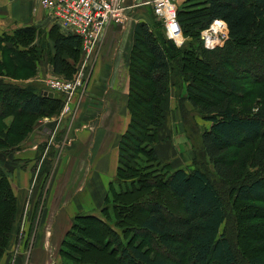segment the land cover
I'll use <instances>...</instances> for the list:
<instances>
[{
    "label": "trees",
    "instance_id": "1",
    "mask_svg": "<svg viewBox=\"0 0 264 264\" xmlns=\"http://www.w3.org/2000/svg\"><path fill=\"white\" fill-rule=\"evenodd\" d=\"M203 1L204 6L195 12L178 7L177 18L185 36L200 38L211 23L223 20L229 29V42L264 45V0ZM33 32V28L21 30L11 40L25 42L24 34ZM62 34L55 38L57 52L51 64L56 73L71 79L66 75L69 63L62 52L72 58L73 51L82 53V43L78 36ZM193 48L191 44L190 49L178 48L157 22L136 26L131 123L119 145L118 173L99 216L86 214L75 219L60 249V264H239L224 228L228 220L225 201L214 181L199 167L198 156L208 160L217 178L233 185L241 234L255 228L264 230V88L257 112L246 115L234 110L229 96L219 94L215 100H202L195 91L197 79L201 82L199 77L205 76L202 82L213 77L223 84L229 79L219 74L220 67L202 75L201 65L205 68L209 62ZM173 74L178 83H188L189 93L199 97L200 101L189 98V102L211 123L201 135L200 149L194 150V170H173L160 162L155 150L165 120L162 102L171 88ZM48 99L59 101L49 94L5 87L0 82V109L7 108V114L0 113L2 121L12 117V110L42 115L48 111ZM9 137L13 136L5 140ZM1 138L0 147L5 150L8 146ZM0 197L1 258L22 217L11 180L2 168ZM245 223H249L247 227ZM256 243L262 251H254L248 264H264V240Z\"/></svg>",
    "mask_w": 264,
    "mask_h": 264
},
{
    "label": "crops",
    "instance_id": "2",
    "mask_svg": "<svg viewBox=\"0 0 264 264\" xmlns=\"http://www.w3.org/2000/svg\"><path fill=\"white\" fill-rule=\"evenodd\" d=\"M151 1L129 0L131 10L126 23L109 25L94 56L90 75H87V98L79 107L78 119H82L80 126H84L80 130L76 129L74 134L69 133V127L64 136H60L62 141L54 146L60 148L57 157L55 155L54 158L36 160L41 139L52 137L55 129L60 128L56 126L50 135L45 129H40V126L39 134L35 135L32 143L15 153L13 164L9 157L5 160L4 163L9 164L6 167L9 168L12 164L10 169L16 172L9 178L11 183L14 180L22 216L25 214L24 210L27 215H24L21 233L19 234L17 227L14 229L7 252L0 258V264H39L41 254V264H48L46 243L52 242L54 238L59 242L56 253L59 257L55 259L57 263H54L58 264V259L61 260L60 249L77 216L101 213L118 173L119 145L131 123L129 100L136 26L141 23L151 24L150 16L154 11L147 4ZM55 27L61 33H67L39 5L38 0H0V39L7 34L14 36L27 28H33L37 32L44 30L49 34ZM64 59L69 61L65 57ZM50 67L49 65L48 68ZM181 84L187 89L188 83L183 81ZM179 86L173 74L171 88L162 102L165 120L158 132L159 143L155 150L160 162L169 164L173 170H194L196 155L189 146L183 112L178 106L177 92L181 91ZM73 145L79 148L70 152ZM65 150L69 154L63 159ZM80 158L82 164H78ZM67 161V169L84 166L88 169V174L84 187L78 188L69 201L62 203V213L55 214L54 201L58 199L55 191L63 179V176L59 178L60 164Z\"/></svg>",
    "mask_w": 264,
    "mask_h": 264
},
{
    "label": "rangeland",
    "instance_id": "3",
    "mask_svg": "<svg viewBox=\"0 0 264 264\" xmlns=\"http://www.w3.org/2000/svg\"><path fill=\"white\" fill-rule=\"evenodd\" d=\"M178 1L179 8H185L187 10H192L193 12L204 6L203 0ZM185 6H187V8ZM49 16L51 15L49 14ZM150 20L151 24H156L157 22L159 26L162 27L163 25V22L154 14L150 16ZM59 30V28L55 27L49 32V34L44 30H40L39 32L34 30L32 35L25 33V42L22 43L19 42L17 38L11 40L14 36L8 34L0 39V82H3L5 87L11 85L23 88L26 92L36 91L44 94L53 93L54 99L59 100L57 103L51 101L52 99H48V111L42 115L30 116L20 114L16 110H12V117L6 121H2L3 117L0 116L1 141L8 146L5 150L0 147V169L2 168L8 177L16 174L14 170L10 169L12 164L15 162V153L17 151H21V148L25 145L32 143L31 141L35 139V135L39 134L38 127L42 126L45 122L56 121L58 123L57 127L60 128L55 129V136H53V134L52 137L48 136L46 139H41L39 143L41 146L37 152L36 160L44 159L45 157H47V159L48 157L54 158L55 155L57 157V151L60 150V148H55L54 146L58 145V143L62 141L60 136H64L69 127L72 131L71 132L69 130V133L74 134L77 132L76 129L80 130L84 126H80L82 119H78V114L79 107L81 106L80 104H82V102L87 98L85 92L83 95H81V92H78L69 99L66 94L53 91L48 85V81L50 79L61 75V73H56L54 67L51 65V59L57 52V49L55 48V38L59 35H63ZM184 37L185 41L182 46L175 45L178 48H185L186 50L190 49L191 44L192 47H194V52L201 55V57L204 56V59L209 62V65L205 68L201 65L200 72L202 75H207L208 70L211 71L215 67H220L221 70L219 74L229 79L228 83L223 84L218 79L213 77H209V80L202 82V80L205 79V76L199 77L201 82L197 79L195 91L202 96V100H215L220 94L221 96H229L232 99V107L239 114L246 115L249 114V112H257L256 108L258 105L259 94L264 88V45L255 44L254 42L236 45L229 42V38H227L223 44L218 46L216 49L208 50L205 48L204 43L201 40V35L200 38L197 39H193L185 35ZM62 53L63 57L70 61H68L69 65L65 67L66 75L73 76L74 73H77L79 69L78 66H80L81 62L83 63L84 57L80 51H73L72 58L65 51ZM141 57L145 60V56L143 54H141ZM93 60L90 63H87L85 67L87 75H90V70L92 69V65L94 63ZM47 65H50L51 67L48 68ZM181 83L182 82L180 81L179 87H181V91L177 92L178 106L184 114V128L186 134L191 138V140H189V146L198 151L201 146V135L203 132L211 128V123L205 121L203 119V115L200 114L199 109L193 108L189 102V98H193L198 102L200 101L199 97L196 94L189 93L187 89H184ZM6 110L7 108L0 109V113L3 111V114H7ZM6 136L13 137H9L5 140ZM78 148V146L73 145L70 152H75ZM67 154H69V151L65 150L63 153V159L66 158ZM77 155L79 156L80 154L77 153ZM8 157L13 161L9 168L6 167L9 166V164L7 162L6 164L4 163ZM197 163L199 164V167H201L202 170L210 176L220 190L228 213V220L226 221L224 227L226 229V233L228 234L227 236H229L232 240L234 250L236 251L239 259V264H248V259L254 251H258V253L262 251L263 247H259L256 241L262 239L264 240V230L261 228H255L248 233L243 232L241 234L240 223L237 221L240 210H237L239 204H236L235 202L234 193L232 192L233 185L225 184L217 178L213 172L212 165L208 163L206 158H200L198 156ZM1 164L5 165V169L1 166ZM78 164H82L81 158L80 161H78ZM68 166V161L61 162L60 164L59 178L63 176V179H59L62 182L55 191L56 197L58 198L57 201H54L55 214L63 212L62 203L64 201H69L78 188L84 187V183L87 178L88 169L86 167L82 166L77 169H67ZM163 171L164 170L161 169V172ZM165 172L166 171H164V173ZM13 183L11 184L14 188ZM67 192L68 195H66ZM24 212L25 214L23 213V216L17 225L19 234L21 233L23 226L24 215H27L26 210H24ZM175 213L177 214L179 212L175 211ZM61 219L62 218L60 217V220ZM248 224L249 223H245L243 226L247 227ZM251 237H255L256 241L250 239ZM58 243L59 242L55 238L52 242L48 241V243H46L48 264L57 263L55 259L59 257L58 254H56ZM160 249L162 252L165 251L163 248ZM43 255L46 254L44 253ZM168 255L173 257L169 253ZM173 258L176 259L175 257ZM41 259L42 254L39 264H41ZM60 261L58 259V264H60ZM45 264H47V262H45Z\"/></svg>",
    "mask_w": 264,
    "mask_h": 264
},
{
    "label": "built area",
    "instance_id": "4",
    "mask_svg": "<svg viewBox=\"0 0 264 264\" xmlns=\"http://www.w3.org/2000/svg\"><path fill=\"white\" fill-rule=\"evenodd\" d=\"M38 3L64 31L81 39L84 57L71 79L58 76L50 79L48 85L53 91L66 94L69 99L78 92L83 95L88 80L85 67L94 59L109 25L126 23L131 10L129 0H38ZM178 3V0H152L147 4L153 7L154 14L163 22L166 37L177 46H182L185 37L177 18ZM227 38L228 26L223 20H215L201 33V40L208 50L216 49Z\"/></svg>",
    "mask_w": 264,
    "mask_h": 264
},
{
    "label": "water",
    "instance_id": "5",
    "mask_svg": "<svg viewBox=\"0 0 264 264\" xmlns=\"http://www.w3.org/2000/svg\"><path fill=\"white\" fill-rule=\"evenodd\" d=\"M49 95L50 97H53V93H50ZM56 126H57L56 121H50V122H47L45 125L41 126L40 129H43V130L45 129V132H48V134L51 135Z\"/></svg>",
    "mask_w": 264,
    "mask_h": 264
}]
</instances>
